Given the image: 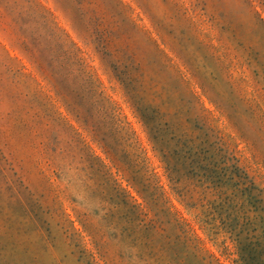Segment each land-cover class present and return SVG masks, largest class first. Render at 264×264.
<instances>
[{
  "label": "rangeland",
  "instance_id": "obj_1",
  "mask_svg": "<svg viewBox=\"0 0 264 264\" xmlns=\"http://www.w3.org/2000/svg\"><path fill=\"white\" fill-rule=\"evenodd\" d=\"M0 264H264V0H0Z\"/></svg>",
  "mask_w": 264,
  "mask_h": 264
}]
</instances>
